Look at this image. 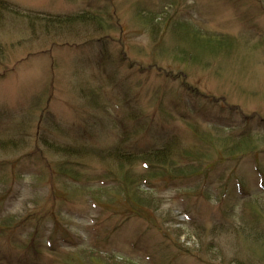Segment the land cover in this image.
Here are the masks:
<instances>
[{
  "label": "rangeland",
  "instance_id": "rangeland-1",
  "mask_svg": "<svg viewBox=\"0 0 264 264\" xmlns=\"http://www.w3.org/2000/svg\"><path fill=\"white\" fill-rule=\"evenodd\" d=\"M7 1L22 11L51 14L78 12L89 5L107 8L113 14L109 22L115 23L111 28L117 29L74 39H33L25 20L1 17L0 136L22 137L27 142L17 154H1L0 161L13 162L19 155L33 154L26 164L33 169L42 166L46 175H11L12 166L0 172V191L13 192L3 198L0 195V215L10 214L17 220L29 217L28 230L37 226L36 242L43 244V249L38 247L39 255L25 251L20 245L30 236L15 227L10 235L0 236V262L101 264L88 254L97 251L115 258L105 259L109 264H236L234 260L261 264L257 256L250 257L254 247L247 245L249 241L243 235L234 237L228 229L249 223L248 211L243 210L238 197L223 200L230 197L223 188L219 190L218 182L200 185V190L199 186L192 190L156 184L164 185L152 192L156 207L126 215L120 204L106 209L91 202L85 193L75 195L79 198H63L64 181L56 177L48 180L49 167L60 160L45 152L41 140L108 147L120 139L122 127L130 126V114L139 111L138 116L150 119L152 115V119L147 124L149 135L137 138V146L163 139L173 129L184 135L185 144L194 143L188 134L190 127L180 119H161L163 111L155 118L152 114L155 91L177 89V85L165 84L147 68L154 48L149 29L135 18L137 9L154 13V19L167 10L168 23L178 18L231 41L228 50L210 54L207 65H175V69H185L189 81L214 96L210 103L235 110L204 107L192 117L196 131L211 128L215 117L227 126L240 123V113L264 119V0H176L174 8L170 3L174 0ZM165 42L170 43L168 37ZM121 59L142 64L144 70L128 67ZM160 63L169 66L177 62L163 59ZM90 92L96 95L93 100ZM124 96L130 100L129 106ZM196 104L198 108L200 104ZM260 162L264 166V157ZM102 164L93 158L84 160L89 174L109 171ZM257 168L256 160L247 159L236 168L226 165L224 180L237 186V179L245 175L251 196L263 194L264 190L256 188ZM88 181L91 186L99 183L93 177ZM103 184L110 186L111 179ZM260 214L257 223L264 227V208Z\"/></svg>",
  "mask_w": 264,
  "mask_h": 264
},
{
  "label": "trees",
  "instance_id": "trees-1",
  "mask_svg": "<svg viewBox=\"0 0 264 264\" xmlns=\"http://www.w3.org/2000/svg\"><path fill=\"white\" fill-rule=\"evenodd\" d=\"M175 2L176 0L170 2L173 8ZM258 3L261 2L258 1ZM153 14L141 9H137L134 13L135 18L149 29L152 39L153 61L147 65V68L153 69L165 84L177 85V89L156 90L154 93L156 108L152 114L155 118L157 115L161 116V111H163L161 119L163 117L172 120L180 119L190 127V130L187 131L194 143L192 145L185 144L183 142L184 135L182 136L176 129H173L163 139L137 146L138 144L135 143L137 138L149 135L147 124L152 119V115L150 119L146 115L138 116V111L131 113V118L126 116V119L130 118V126L127 129L122 127L120 139L108 147H93L81 143L58 144L55 141L42 138L41 143L45 152L60 160L54 163L53 167H49L48 180L51 181L56 177L64 181V188L60 191V195L66 200L79 198L80 196L75 195L85 193L91 202L100 206L104 205L106 209L114 204H120L125 208L126 215H137L142 208L156 207L152 192L157 187L171 185L192 189L197 186L202 187L200 185L218 182L219 190L223 188L230 197L223 200L240 198L243 210L248 211L251 218L249 223L239 228L232 226L228 229L234 233L232 234L234 237L243 235L249 241L247 245L254 247L249 252L250 257L257 256L258 261L263 264L264 227H259L257 222L261 217L260 209L264 208V192L251 196L250 183L244 174L237 179V186L227 184L224 180V166L233 164V168H236L239 162L244 159L257 160V186L261 191L264 190V166L260 162L264 157V119L240 113L241 122L227 126L222 125L220 118L215 117L212 118L214 123L211 128L196 131L197 128L194 126L192 117L197 111L199 115L207 106H213L220 111L224 108L231 111L234 109L232 106L226 107L219 103H210L209 98H214V96L202 91L189 81L185 69L181 66L175 69V65L181 64H186L185 66L207 65L212 59L208 58L210 54L213 53L215 56L228 50L231 41L225 35L193 28L185 20L176 18L173 22L168 23L170 17H168L167 10L160 11L161 16L157 15L156 19ZM2 16H14L25 20L27 29L34 34L33 39L39 37L74 39L99 35L117 29L111 28L115 23L109 22L111 19L113 20L112 12L107 8H99V6H89V9L78 12L51 14L30 10L22 11L12 2L0 0V19ZM163 25L164 28H162ZM165 37L169 38L168 45L165 42ZM2 57L3 50L0 47V59ZM163 59H171L177 63L165 66L160 63ZM121 60H124L123 62L128 67L137 66L138 69L144 70L142 64L137 65L135 61ZM90 94L93 100L96 95L91 92ZM124 99L129 106L130 100L126 96ZM196 103L200 104L198 108ZM26 142V139L22 137L0 136V155L17 154L26 146ZM32 155L29 154L27 157L19 155L13 162L0 161V172H5L12 166L11 175L21 176L23 172H27L32 173L35 178H43L46 172L42 166L33 169L26 164L28 157ZM87 158H93L99 163L105 164L109 171L103 172L104 169L101 174L98 172L89 174L84 167V160ZM40 159L42 157L39 158V162H41ZM34 160L36 161V159ZM70 160H72V164L69 163ZM92 177L93 179L98 178L99 183L95 186L89 185L91 182L88 180ZM109 178L111 184L107 187L109 183H103ZM225 186L229 189L226 190ZM230 191L231 193H229ZM11 194H13L11 189L0 191L2 198ZM216 199L221 201L219 197ZM37 204L38 202H34V205ZM41 208L42 206L39 210ZM25 217L17 220L10 214L0 215V236L10 235V232H13L17 227L19 231H25L30 236L28 242H22L23 244L20 246L25 248V251L32 250L35 255H39L41 250L38 247L43 249V244L36 242L38 227L33 226V230H28L29 217ZM88 254L94 255L96 262L101 264H109L105 259L115 261L114 257L102 256V253L97 251H89ZM234 262L239 264L238 260H234ZM0 264L5 263L0 262Z\"/></svg>",
  "mask_w": 264,
  "mask_h": 264
}]
</instances>
